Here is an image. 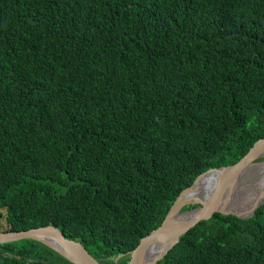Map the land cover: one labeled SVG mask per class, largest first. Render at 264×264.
<instances>
[{
	"label": "trees",
	"instance_id": "obj_1",
	"mask_svg": "<svg viewBox=\"0 0 264 264\" xmlns=\"http://www.w3.org/2000/svg\"><path fill=\"white\" fill-rule=\"evenodd\" d=\"M264 137V0H0V220L128 264L178 193ZM197 206L187 205L181 210ZM0 264H72L31 240ZM155 264H264V203Z\"/></svg>",
	"mask_w": 264,
	"mask_h": 264
},
{
	"label": "water",
	"instance_id": "obj_2",
	"mask_svg": "<svg viewBox=\"0 0 264 264\" xmlns=\"http://www.w3.org/2000/svg\"><path fill=\"white\" fill-rule=\"evenodd\" d=\"M258 157H264V137L256 140L236 163L211 168L198 175L189 187L178 193L158 226L142 236L129 251L128 264H155L174 246L179 235L198 221L209 219L215 212L231 214L238 218L253 215L259 205L264 203V191L257 202L242 208L233 198L235 191L236 195L239 191L241 177ZM203 182L204 185L200 186ZM197 188L196 192H192ZM187 205L199 206L182 211ZM22 240L41 243L72 264H102L92 257L80 242L65 239L50 225L19 232L0 231V244Z\"/></svg>",
	"mask_w": 264,
	"mask_h": 264
},
{
	"label": "bare ground",
	"instance_id": "obj_3",
	"mask_svg": "<svg viewBox=\"0 0 264 264\" xmlns=\"http://www.w3.org/2000/svg\"><path fill=\"white\" fill-rule=\"evenodd\" d=\"M249 171H251L254 175L253 183L251 185V189L246 193L244 198L239 201V205L241 207H246L258 201L262 197V193L264 191V162L260 164H253ZM202 185H204V182L200 184V186ZM198 188L192 192H196Z\"/></svg>",
	"mask_w": 264,
	"mask_h": 264
},
{
	"label": "clouds",
	"instance_id": "obj_4",
	"mask_svg": "<svg viewBox=\"0 0 264 264\" xmlns=\"http://www.w3.org/2000/svg\"><path fill=\"white\" fill-rule=\"evenodd\" d=\"M255 163H253V164H260L259 162H262V161H264V157H258V158H256L255 160ZM237 162V161H236ZM235 162V163H236ZM263 163V162H262ZM234 164V163H233ZM252 164V165H253ZM229 165V164H228ZM251 165V166H252ZM222 166H227V165H222ZM250 166V167H251ZM219 167H221V166H219ZM219 167H212V168H219ZM250 167L247 169V171H246V173L241 177V179H240V182H241V185H239V191L237 192V195H236V191H235V193H234V198H233V201L236 203V204H238L239 205V201L242 199V198H244V196L246 195V193L248 192L247 191V189H248V186L249 185H252V183H253V173L251 172V171H249L250 170ZM209 169H211V168H209ZM205 172V171H204ZM247 174H252V178L249 180V181H245V175H247ZM200 175V174H199ZM247 191V192H246ZM177 197V196H176ZM257 202V201H256ZM263 204V203H262ZM261 205V204H260ZM259 205V206H260ZM197 206H199V205H197ZM234 207V206H233ZM239 207H241L240 205H239ZM242 208V207H241ZM215 213H218V212H215ZM213 215V214H212ZM1 231H6V230H1ZM68 240V239H67ZM3 244V243H2ZM45 246V245H44ZM47 247V246H46ZM50 249V248H49ZM85 249V248H84ZM53 250V249H52ZM86 250V249H85ZM58 254V253H57ZM98 260V259H97Z\"/></svg>",
	"mask_w": 264,
	"mask_h": 264
},
{
	"label": "rangeland",
	"instance_id": "obj_5",
	"mask_svg": "<svg viewBox=\"0 0 264 264\" xmlns=\"http://www.w3.org/2000/svg\"><path fill=\"white\" fill-rule=\"evenodd\" d=\"M251 178H252V174L245 175V181H249ZM250 189H251V185L248 186L247 191H249ZM6 228H7V226H6L5 222L3 221V219H1L0 220V231L5 230Z\"/></svg>",
	"mask_w": 264,
	"mask_h": 264
}]
</instances>
